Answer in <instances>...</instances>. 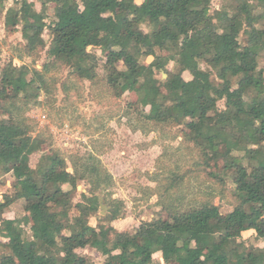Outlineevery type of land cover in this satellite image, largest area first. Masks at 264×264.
<instances>
[{
  "label": "trees",
  "instance_id": "16d2710c",
  "mask_svg": "<svg viewBox=\"0 0 264 264\" xmlns=\"http://www.w3.org/2000/svg\"><path fill=\"white\" fill-rule=\"evenodd\" d=\"M6 2L0 0V13L7 27L21 28L28 56L46 48L48 32V59L92 82L99 59L91 49L99 50L114 94L134 93L149 124L185 127L184 137L201 150L207 167L223 162L232 173L238 204L222 218L210 201L186 205L178 197L166 206L167 219L142 222L134 234L115 233L108 241L112 228L92 227L89 220L99 211L98 194L113 184L112 175L91 154L74 158L69 170L55 151L33 170L30 159L46 141L33 136L17 112L38 101L45 76L27 66H0V108L10 113L0 121V176L14 180L13 194L4 201H23L26 213L4 221L0 264H94L78 253L87 248L105 257L104 264H154L156 254L174 264H264V249L241 240L251 231L264 239V0H234L230 10L215 14L211 0H38L41 12L28 0L11 8ZM49 5H54L51 23ZM149 57L154 60L147 65L143 60ZM79 182L89 189L75 204ZM74 210L78 215L71 218ZM4 212L0 202V219ZM119 212L109 221L118 220ZM194 241L204 249L192 248Z\"/></svg>",
  "mask_w": 264,
  "mask_h": 264
},
{
  "label": "rangeland",
  "instance_id": "374dc122",
  "mask_svg": "<svg viewBox=\"0 0 264 264\" xmlns=\"http://www.w3.org/2000/svg\"><path fill=\"white\" fill-rule=\"evenodd\" d=\"M19 0H7L6 8L15 7ZM38 12L42 5L38 0H28ZM256 4L257 0H249ZM234 0H211L210 13L230 10ZM54 5L46 11L47 23H51ZM148 32V28L143 26ZM46 48L28 56L24 50L25 42L21 28L5 25V14L0 13V66L13 64L17 67L27 66L44 74L46 88L41 92L37 102L17 112V117L27 121L32 128V135L46 141L39 153L32 155L30 166L36 172L42 164V158L52 151L60 153L71 170V161L77 156L93 155L97 157L112 175L113 184L98 194L103 198L106 214H101V207L90 218L92 227L105 225L111 227L108 241L115 233L132 235L142 222L156 218H168L167 205L179 197L184 204L210 201L220 207L221 217L225 218L238 204L232 173L224 171V163H211L209 167L202 161L201 150L184 137L187 129L183 126H156L142 119L137 106V96L127 93L117 97L106 82L103 55L97 49L91 53L97 55L99 67L94 81L80 80L71 74L65 65L48 59L47 51L51 41L45 33ZM243 44L248 42L247 33L241 36ZM158 55H168L157 51ZM153 57L143 61L149 65ZM47 67V72L44 68ZM123 70V64L117 65ZM169 71L174 70L170 64ZM260 69H264V58L260 60ZM160 81L166 80L163 72L157 73ZM189 81V73L184 74ZM219 110L225 109V103L218 104ZM10 113L0 108V121L8 119ZM236 156L243 157L242 154ZM178 181L177 183L174 181ZM14 180L10 176H0V202L5 209L0 219V230L5 227V220L20 219L25 216L23 201L7 203L5 195L13 194ZM175 183L174 189H167ZM70 190V187H65ZM89 187L78 183L74 203L83 201ZM100 205V204H99ZM114 210L120 211V218L109 221ZM78 215L74 210L71 218ZM27 237L32 239L30 227H25ZM248 246L264 249V239H258L254 232L243 234L241 239ZM0 241L5 243L2 237ZM192 248L204 249L195 241ZM78 253L86 256L94 264H104L106 258L97 251L87 248ZM116 260V258H115ZM154 264H174L165 262L160 254L154 256Z\"/></svg>",
  "mask_w": 264,
  "mask_h": 264
},
{
  "label": "water",
  "instance_id": "95a60500",
  "mask_svg": "<svg viewBox=\"0 0 264 264\" xmlns=\"http://www.w3.org/2000/svg\"><path fill=\"white\" fill-rule=\"evenodd\" d=\"M99 204H100V207H101V214L105 215L106 214V206L103 205V198L102 197L99 198Z\"/></svg>",
  "mask_w": 264,
  "mask_h": 264
}]
</instances>
